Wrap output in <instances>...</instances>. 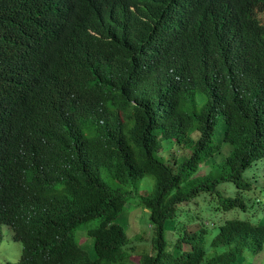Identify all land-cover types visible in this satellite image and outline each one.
I'll return each instance as SVG.
<instances>
[{
    "label": "trees",
    "instance_id": "1",
    "mask_svg": "<svg viewBox=\"0 0 264 264\" xmlns=\"http://www.w3.org/2000/svg\"><path fill=\"white\" fill-rule=\"evenodd\" d=\"M263 9L264 0H0V240L7 225L22 245L6 264H126L135 248L116 221L126 195L103 169L123 185L154 174L140 203L156 252L138 264H239L244 250H262L264 222L226 219L211 255L204 222L174 253L164 229L202 191L216 192L219 208H247L243 172L264 160ZM164 140L190 153L165 160ZM223 142L225 158L195 175ZM223 181L237 193H220ZM91 219L95 256L76 236Z\"/></svg>",
    "mask_w": 264,
    "mask_h": 264
},
{
    "label": "rangeland",
    "instance_id": "2",
    "mask_svg": "<svg viewBox=\"0 0 264 264\" xmlns=\"http://www.w3.org/2000/svg\"><path fill=\"white\" fill-rule=\"evenodd\" d=\"M264 16V9L261 11ZM218 135V136H217ZM215 136L221 142L220 126L215 132ZM223 149L213 155L204 164H201L195 175H203L211 165L223 160L227 155L230 144L223 142ZM173 142L164 140L161 156L163 159L169 160L170 152L174 157L180 159L190 153L188 148H177L172 145ZM172 145V147H171ZM169 148H171L170 151ZM264 163L258 160L247 168L243 174L252 182V188L242 190V196L247 203L245 210L239 207L229 209L219 208L218 194L216 192L202 191L192 199L183 201L179 207L187 208L182 214L169 218L165 221L164 236L166 239V250L175 252L176 239L184 235L185 230H190L195 223L201 225L204 222L209 227V232L205 235V249L207 255H211L213 247L209 245V241L217 231V226L229 218L249 219L253 222H264ZM103 178L111 187L117 188L126 195L125 209L118 214L116 221L119 222L127 236V245L135 248V252L129 257L126 264H138L141 259V252L155 254L156 250L152 244L155 236L153 227L149 220V209L140 203V197L149 193L155 182L153 174H144L135 186L132 182L126 185L119 183L110 176L105 169L102 170ZM219 192L225 195H235L237 188L231 181H223L218 185ZM258 200V201H257ZM189 204V205H188ZM96 224V219H91L87 223L81 225L76 230V236L80 245H82L91 256H95L93 247V237L87 234V227ZM190 228V229H189ZM3 238L0 240V264H6L7 261L14 262L20 255L21 242L11 237V230L7 225L2 226ZM183 249H190V243H183ZM239 264H264V248L259 251L252 252L249 249L244 250L239 258Z\"/></svg>",
    "mask_w": 264,
    "mask_h": 264
},
{
    "label": "clouds",
    "instance_id": "3",
    "mask_svg": "<svg viewBox=\"0 0 264 264\" xmlns=\"http://www.w3.org/2000/svg\"><path fill=\"white\" fill-rule=\"evenodd\" d=\"M194 1L196 0H174L175 3H178V4H183V5H187V4H190V3H193ZM223 146V144H222ZM223 149V147H222ZM171 150V149H170ZM229 152V151H228ZM228 154V153H227ZM174 156H170L169 154V160H171ZM176 158V157H175ZM224 159V158H223ZM262 160V159H261ZM263 163H264V160H262ZM207 162V161H206ZM204 164V163H203ZM201 165V164H200ZM264 170V169H263ZM154 175V174H153Z\"/></svg>",
    "mask_w": 264,
    "mask_h": 264
}]
</instances>
